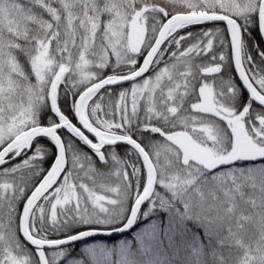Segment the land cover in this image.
<instances>
[{"label":"snow or ice","instance_id":"snow-or-ice-1","mask_svg":"<svg viewBox=\"0 0 264 264\" xmlns=\"http://www.w3.org/2000/svg\"><path fill=\"white\" fill-rule=\"evenodd\" d=\"M253 13L264 35V0H0V165L26 157L0 170V264H56L49 250L74 237L50 239L47 224L119 230L145 202L203 227L215 264H264V52L244 50L238 22ZM233 63L259 110L234 105ZM45 101L58 123L37 120ZM38 136L54 149L27 155ZM121 142L124 157L106 147Z\"/></svg>","mask_w":264,"mask_h":264},{"label":"rangeland","instance_id":"rangeland-1","mask_svg":"<svg viewBox=\"0 0 264 264\" xmlns=\"http://www.w3.org/2000/svg\"><path fill=\"white\" fill-rule=\"evenodd\" d=\"M21 2L26 3L27 0H21ZM53 6L57 5L54 4ZM44 18L49 19L50 17H48L47 13H44ZM104 19H107V17L102 16V20ZM20 60L27 65V61L22 54L20 55ZM142 60L143 57L141 56L140 60H138V65ZM104 71L105 74H110L112 69L109 67ZM147 74L152 75L151 72ZM209 79L214 80L215 77L210 76L207 80ZM199 83L200 81H197V96ZM124 86L130 87V84L128 83ZM191 102L196 101L193 100ZM47 107L50 109V104L45 101L37 110V120L40 123L41 115ZM156 187L157 190L162 191L159 185ZM149 210V217L142 216L136 229L127 237L116 241H112L113 239L109 241L92 239L84 242L79 247H74V244L49 251L51 254L62 251V255L56 261V264H101V256L104 252H108L110 255L103 260L102 264H215V260L210 256V253L216 247V242L206 235L203 227L191 219L179 221L174 210L168 206L157 205L156 207H150ZM122 218L120 217V219ZM95 223L96 221L94 220L74 219L55 227L52 225L54 228L51 231L53 230L56 234H67L78 228L90 227V225ZM112 223H118V221H113ZM173 223H175V227L172 226ZM70 235L72 234L55 239ZM21 243H23L22 240ZM121 249L126 250V256L121 257Z\"/></svg>","mask_w":264,"mask_h":264},{"label":"trees","instance_id":"trees-1","mask_svg":"<svg viewBox=\"0 0 264 264\" xmlns=\"http://www.w3.org/2000/svg\"><path fill=\"white\" fill-rule=\"evenodd\" d=\"M238 22H240L245 28V30L242 32L244 50L247 53L253 55L254 57H256L259 60V53L260 52H264V46H263V43H262L260 35H259L258 22H257L256 14L253 13L252 16L249 17L248 19L242 20V21H238ZM221 26L225 27L224 25H221ZM186 31H191V32H194V33H198L199 31H201V26H189L186 30H182L180 34L183 35ZM225 35L227 36V33H225ZM227 38H228L229 43H230V37H227ZM226 53H227V50H226ZM229 55H230V52H229ZM140 58L141 57H138V60H140ZM165 59H167V54L165 56ZM209 59H210V57H209ZM197 62H200V61H197ZM230 74H231V77L233 78V80L235 81V85H236V93L234 94V105L239 108V107H242L243 104L249 103L250 100L248 99L247 95L244 93V91L239 86V84H238V82H237V80H236V78L234 76L232 67H231V73ZM147 75H149V74H147ZM73 101H74V97L73 96L65 97L64 95H61V96L58 97V103L61 106V110L64 112L65 115H67L69 117V119L73 120V122L76 123L74 111H72V103H73ZM251 104L253 105L254 109H256V110L260 109V107L256 106L255 104H253V103H251ZM58 120H59L58 116L55 115L51 111V109H49L47 107V108H45L44 112L41 115V123L40 124L43 125V126H48V125H50L53 122H58ZM132 131L133 132L136 131V126L135 125H133ZM59 133L64 134V138L65 139H68V138L71 139L73 141L74 145L76 146V148H78L80 151L86 152L89 155H91L94 158V160L97 162V166L98 167L100 166V162L95 157V154L92 153L91 150L86 145L82 144V142L78 141L76 138L71 137V135L68 134L66 130H61ZM154 138L159 139V137H154ZM36 144L45 145L46 146V150L47 149H50V150L54 149V146H53V144L51 143V141L49 139L40 137V138H37V139L34 140L32 148L28 151L27 155H32ZM115 149H116V152L120 156L124 157L125 155H127V151H126L128 149L127 147L120 146V147H116ZM24 158H26V157L22 156L18 160L12 162L11 164H9V165H7L5 167H11L13 164L20 163ZM53 160H54V158H53ZM51 162H53V161H50V160H48L47 157H45L44 158V163L41 166L43 168L47 169V168L50 167ZM237 166H242V165H237ZM44 174H46V173H44ZM39 179H42V175H41V177L37 178V183H38ZM27 194H29V192ZM25 198L22 199L21 203L17 206L18 209H21ZM149 208L150 207L147 204L144 207V211L141 212V217L142 216L149 217L148 216L150 214ZM54 227H52V224H47L46 228L44 229L45 232L47 233L48 238H50V239H55L57 237H61V236H64V235L73 234V233H75V232H77V231H79L81 229L90 228V227H82V228H78L77 230L71 231L70 233H67V234H56L53 230L51 231V229H53ZM112 241H116V240H112ZM84 242L78 243L74 247H79ZM26 248H28V247H26ZM28 249L32 250L31 248H28Z\"/></svg>","mask_w":264,"mask_h":264},{"label":"water","instance_id":"water-1","mask_svg":"<svg viewBox=\"0 0 264 264\" xmlns=\"http://www.w3.org/2000/svg\"><path fill=\"white\" fill-rule=\"evenodd\" d=\"M257 22H258V18H257ZM224 25V24H222ZM226 27V25H224ZM258 29H259V26H258ZM259 35H260V38H261V41L263 43V46H264V35H261L260 34V30H259ZM142 63V62H141ZM232 69H233V72H234V75L237 79V81L239 82L241 88L243 89V91L246 93V95L248 96V98L250 99V95L248 93V89L243 85L242 81H240L239 79V76H238V73L235 72V66H234V63L232 64ZM125 84H128V82H125ZM124 84V85H125ZM251 100V99H250ZM252 103H254L255 105L259 106L258 103H256L254 100H251ZM261 107V106H259ZM52 110V109H51ZM54 114H56L54 111H53ZM75 114V113H74ZM77 125H79L78 121H77ZM82 128V126H80ZM61 130V129H57V132ZM83 131H85V134L86 135H89V138L93 139L95 141V137L92 136L91 134L87 133V131L85 129L82 128ZM40 137H43V138H47L49 139L47 136H38L36 137L35 139L37 138H40ZM50 140V139H49ZM51 141V140H50ZM52 142V141H51ZM53 144V143H52ZM129 146L131 147L130 145H127V144H124V143H118V144H115V145H107L106 147H112V146ZM54 146V145H53ZM2 150V149H1ZM19 157H17L16 159H9L8 160V164L14 162L15 160H17ZM6 165H0V169L5 167ZM147 203L145 202L144 205H142V208L146 205ZM22 209V208H21ZM137 219V218H136ZM136 219L134 220V222L126 227V228H123V229H119V230H98V229H85V230H82V231H79L73 235H70L71 237H74L72 239H67V242L66 243H62L58 246H56L55 248L53 249H58V248H62V247H67V246H70V245H73V244H76V243H79L81 241H84V240H92V239H95V238H100V239H118V238H121V237H124L126 235H128L129 233H131L136 225ZM81 233H84L83 235H81ZM22 241L29 247L34 248V246L30 245L23 237L22 233H19ZM68 237V236H67ZM66 237H63V238H60L61 240H64ZM47 250V248L45 249ZM51 250V249H50ZM38 259V257H37Z\"/></svg>","mask_w":264,"mask_h":264},{"label":"flooded vegetation","instance_id":"flooded-vegetation-1","mask_svg":"<svg viewBox=\"0 0 264 264\" xmlns=\"http://www.w3.org/2000/svg\"><path fill=\"white\" fill-rule=\"evenodd\" d=\"M209 83H212L213 82V80L212 79H209V80H207ZM77 124V123H76ZM78 126V125H77ZM107 148H109V147H107ZM115 149L116 147H110L109 149ZM128 149L126 150L127 151V155L128 154H130V149H131V147H127ZM115 151H116V149H115ZM98 159V158H97ZM141 217V213L139 214V217H138V219ZM138 219H137V221H138Z\"/></svg>","mask_w":264,"mask_h":264}]
</instances>
